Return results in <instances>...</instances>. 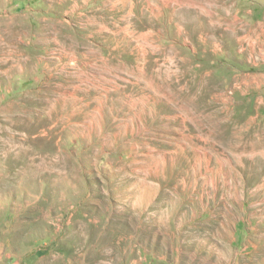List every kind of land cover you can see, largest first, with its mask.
<instances>
[{"label":"rangeland","instance_id":"374dc122","mask_svg":"<svg viewBox=\"0 0 264 264\" xmlns=\"http://www.w3.org/2000/svg\"><path fill=\"white\" fill-rule=\"evenodd\" d=\"M0 264H264V0H0Z\"/></svg>","mask_w":264,"mask_h":264}]
</instances>
